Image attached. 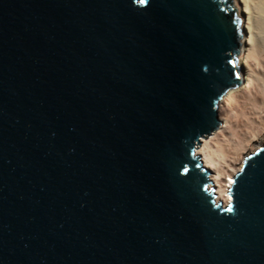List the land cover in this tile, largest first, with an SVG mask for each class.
Here are the masks:
<instances>
[{
  "label": "water",
  "instance_id": "95a60500",
  "mask_svg": "<svg viewBox=\"0 0 264 264\" xmlns=\"http://www.w3.org/2000/svg\"><path fill=\"white\" fill-rule=\"evenodd\" d=\"M237 49L232 0H0V264H264V147L225 205L194 154Z\"/></svg>",
  "mask_w": 264,
  "mask_h": 264
},
{
  "label": "bare ground",
  "instance_id": "6f19581e",
  "mask_svg": "<svg viewBox=\"0 0 264 264\" xmlns=\"http://www.w3.org/2000/svg\"><path fill=\"white\" fill-rule=\"evenodd\" d=\"M232 2L243 20L238 47L241 81L228 90L219 104L218 127L201 138L194 149L209 170L215 200L223 205L231 200L226 191L241 167L235 166L241 153L264 143V0Z\"/></svg>",
  "mask_w": 264,
  "mask_h": 264
},
{
  "label": "rangeland",
  "instance_id": "374dc122",
  "mask_svg": "<svg viewBox=\"0 0 264 264\" xmlns=\"http://www.w3.org/2000/svg\"><path fill=\"white\" fill-rule=\"evenodd\" d=\"M234 7V6H233ZM234 12H235V17H236V24H237V31H238V47H239V44H240V40H241V38H242V31L240 30V25H242V22H243V20L242 19H240L239 17H238V15H237V13H236V9L234 8ZM239 57H240V54L238 53V49H237V53H236V56H235V59H236V70H237V74H238V83H237V85H235V86H233V87H231V88H235L236 86H238L239 85V83H240V81H241V74L239 73V64H238V62H239ZM231 88H229V89H231ZM228 89V90H229ZM228 90H227V92H228ZM226 92V93H227ZM232 106H234L235 107V104L234 103H232ZM218 125H219V123H218ZM218 127V126H217ZM216 127V128H217ZM208 136V135H207ZM206 137V136H205ZM262 147H264V143L262 144V145H260V146H258V147H256V148H254V149H250V150H248V151H244V152H242L241 154V159H239V160H237V164L235 163V166H238V165H242V163H243V160H244V158L247 156V155H249V154H251L252 152H254V151H256V150H258V149H261ZM198 156V155H197ZM227 194H229V187H227ZM230 195V194H229Z\"/></svg>",
  "mask_w": 264,
  "mask_h": 264
},
{
  "label": "trees",
  "instance_id": "16d2710c",
  "mask_svg": "<svg viewBox=\"0 0 264 264\" xmlns=\"http://www.w3.org/2000/svg\"><path fill=\"white\" fill-rule=\"evenodd\" d=\"M221 1V0H220ZM224 8H225V6H223ZM227 12H229V11H227ZM232 16V15H231ZM232 64H233V66H234V69H233V75H234V77L235 78H237V70H236V67H235V65H234V60L232 61Z\"/></svg>",
  "mask_w": 264,
  "mask_h": 264
},
{
  "label": "snow or ice",
  "instance_id": "6c2138e0",
  "mask_svg": "<svg viewBox=\"0 0 264 264\" xmlns=\"http://www.w3.org/2000/svg\"><path fill=\"white\" fill-rule=\"evenodd\" d=\"M141 2H143V0H141Z\"/></svg>",
  "mask_w": 264,
  "mask_h": 264
},
{
  "label": "built area",
  "instance_id": "2783aa9c",
  "mask_svg": "<svg viewBox=\"0 0 264 264\" xmlns=\"http://www.w3.org/2000/svg\"><path fill=\"white\" fill-rule=\"evenodd\" d=\"M238 78H239V77H238ZM238 78H237V79H238Z\"/></svg>",
  "mask_w": 264,
  "mask_h": 264
}]
</instances>
